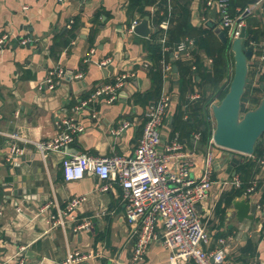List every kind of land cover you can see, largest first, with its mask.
Returning a JSON list of instances; mask_svg holds the SVG:
<instances>
[{"label": "crops", "instance_id": "crops-1", "mask_svg": "<svg viewBox=\"0 0 264 264\" xmlns=\"http://www.w3.org/2000/svg\"><path fill=\"white\" fill-rule=\"evenodd\" d=\"M131 1L0 0V38L8 37L0 49V264H16L23 248L21 257L26 264H62L73 251L95 256L81 264H130L137 235L127 219L121 186L114 183L113 190L104 193L99 191L100 180L95 176L67 182L63 162L65 156L74 155H135L147 122V108L154 102L153 95L148 96L155 87L150 75L148 42L156 32L155 25L161 22L163 8L167 9L165 19L171 17L173 23V10L179 6L190 10L193 33L181 41L188 43L181 59L175 60L176 49L172 50L171 60L167 59L172 70L166 79L161 71V93H169L171 106L159 150L166 152V146L178 134L183 150L195 163L190 173L193 179L201 175L211 150L215 157V184L209 200L198 205L211 234L204 249L212 252L219 239L233 238L231 260L235 264H264V156L235 154L239 162L230 168L231 157L220 147L197 140L195 126L186 123L175 131L174 118L179 109L184 120L196 121L202 113L214 125L212 106L219 103L221 92L229 87L233 77L231 51L220 63L225 71L219 83L201 79L203 70L213 74L218 63L198 47L193 36L203 30L210 34L209 31L222 28L217 9L208 6L210 0H156L145 8L148 16H143L141 10L131 8ZM236 1L241 3L237 8L241 11L242 5L253 0ZM249 7L255 8L245 19L246 26L255 31L257 38L253 41L257 46L253 48L248 87L256 89L255 97L260 102L264 96L260 88L264 83V0L251 2ZM146 18L152 29L149 38L130 31L135 21L140 24ZM23 40L26 45L21 44ZM102 62H108L107 66L100 67ZM197 62L201 64L200 71ZM177 63L189 73L185 74L186 69L181 72ZM59 69L65 72L60 85L54 91L41 90V82ZM128 73L134 77L119 90L114 103L101 97L78 109L99 85L114 83ZM254 104L252 108L258 106ZM71 119H76L84 130L67 154L42 158L34 142L52 139L56 124ZM126 123L129 126L123 128ZM16 133L23 141L11 139L10 135ZM14 144L24 149V155L9 162L7 157ZM248 161L253 163V172L244 176L240 169ZM237 180L238 187L234 185ZM226 181L229 184L224 186ZM249 190L252 192L248 195ZM78 197L85 200L67 217L66 228L53 227L50 216L67 210L71 200ZM230 197L231 203L227 202ZM239 200L256 206L253 219H238L233 203ZM49 202L53 206L42 212ZM84 220L90 221V227L78 230ZM170 254L161 242H154L141 264H169ZM187 264L196 263L191 260Z\"/></svg>", "mask_w": 264, "mask_h": 264}, {"label": "built area", "instance_id": "built-area-1", "mask_svg": "<svg viewBox=\"0 0 264 264\" xmlns=\"http://www.w3.org/2000/svg\"><path fill=\"white\" fill-rule=\"evenodd\" d=\"M208 6L217 9L221 27L227 31L228 38L232 42L240 37L242 28L246 26V17L255 8L248 7L239 16L233 18L228 12L227 0H210ZM138 24L139 22L135 21L130 31L134 32V28ZM170 26L171 17L164 19L160 25L164 31L162 39L164 52L169 49L165 44ZM247 40L248 37L246 42ZM7 42V36L1 37L0 49ZM21 44L26 45L27 41L23 40ZM248 45L251 48L257 46L252 40L248 41ZM187 49V42L178 43L173 58L181 59L187 53ZM107 64L108 62H102L99 65L106 67ZM171 70L172 63L164 57L161 61L163 78L166 79ZM132 77L134 74L128 73L118 77L114 83L99 85L94 95L87 101H82L78 109L88 107L101 97L109 104L114 103L118 98L119 90ZM64 79L65 72L59 69L50 73L41 82L40 89L54 91ZM170 106L171 97L167 91H163L159 98L147 108L144 132L135 155L131 158L87 155H74L66 158L69 146L84 130V127L76 119L58 122L56 135L52 139L34 142V145L44 159L51 154L65 156L63 170L67 182L78 181L86 176H95L100 180L99 191L104 193L113 190L114 183L121 186L127 219L134 235H137L130 264H141L150 245L154 242H161L170 250L169 264H187L191 260L196 264H235L231 260L233 238L219 239L218 247L212 252L204 249L205 245L211 241V234L198 210V205H203L209 200L215 184L214 154L211 150L207 152L201 175L193 179L190 173L195 163L191 160L190 155L183 150L178 134L172 144L166 146V152L159 150L163 143L162 128L169 116ZM128 126L129 124L126 123L123 128ZM10 137L15 141H23L18 133L10 135ZM196 139H201V133L196 134ZM211 145L216 146L213 138L210 139ZM23 155L24 149L14 144L10 148L7 159L9 162H13ZM227 184L229 182L226 181L224 186ZM234 185L240 186V181H235ZM251 192L249 190L248 195ZM84 200V197L74 198L68 204L67 210H58V216L51 215L50 221L53 227L65 229L67 217L72 216V213ZM51 206H53L52 202H49L41 211L46 212ZM259 208L260 205L257 206V209ZM90 225L89 220H84L77 229H88ZM24 250L25 248L21 249L17 254L16 264H26L25 259L21 257ZM93 258L95 256L92 254L73 251L68 253L62 264H81Z\"/></svg>", "mask_w": 264, "mask_h": 264}, {"label": "trees", "instance_id": "trees-1", "mask_svg": "<svg viewBox=\"0 0 264 264\" xmlns=\"http://www.w3.org/2000/svg\"><path fill=\"white\" fill-rule=\"evenodd\" d=\"M228 1V12L231 17L236 18L240 15L242 11H244L247 7L250 6L251 2H255L257 0L248 1L246 4L242 5L241 11H237L239 4H241L238 1L234 0H227ZM156 0H132L131 1V8L132 9H139L143 13V16H148V13L145 11L146 7L151 6L155 4ZM162 8V7H161ZM163 16L160 18L161 22H158L155 25L156 32L152 35V38L148 42V57L151 61L152 67L150 68V75L153 80V84L155 85L153 91L149 95H153L154 101H156L159 96L161 95V87H162V74H161V61L165 57L166 59L171 60V54L172 50L174 48L176 49V46L178 43H180L186 36H192L193 29L190 24L191 20V12L186 7H175V10H173V23L171 22V27L167 32L168 39L166 41V46L169 48L167 52L163 51V43L162 39L164 36V31L160 28V25L162 21L167 16V9L163 8ZM159 14V11L155 13V16ZM206 30H203L201 34L197 36H193L196 38V43L199 48L205 50L208 55L216 58V62L218 63V67H214V72L209 73L207 70H203V73L201 74V79L208 82H214L213 84H217L220 82L224 75L225 67L222 66L220 63H224L225 56L227 52H231V46L229 44L224 45L220 42L218 36L213 33L212 31H209L210 34L205 33ZM226 31V30H225ZM227 33V31H226ZM248 40H254L255 37L257 38L255 31L252 29L248 30ZM178 62V61H177ZM178 68L180 71H185L186 73H189V70L182 66L180 63H177ZM197 71L202 70L201 64L197 62ZM215 66V65H214ZM184 79V77H183ZM228 92V87L221 92L220 95V101L225 97V95ZM256 89L252 86H249L244 97H243V112H246L248 110L253 109L251 107L252 103H255L256 106L258 105L259 101L257 100L256 96ZM219 101V102H220ZM254 104V105H255ZM255 106V107H256ZM198 114V113H197ZM174 118V124H175V131L177 128L184 126L186 123L191 126H195L198 130V133H201V141L204 144L210 143V139L213 135V130L215 128V124L213 125L210 120H208V117L206 114L200 113L197 115L198 119L196 121H193V119L184 120V116L182 114V111L179 109L177 113L175 114ZM178 126V127H177ZM179 133V132H178ZM256 154L259 157L264 156V135L261 137V139L258 141L256 145ZM241 173L246 175H251L253 172V163L251 161H248L243 167H241ZM243 183V182H242ZM245 183V180H244ZM249 184V182H248ZM232 198L230 197L227 199V202L231 203Z\"/></svg>", "mask_w": 264, "mask_h": 264}, {"label": "water", "instance_id": "water-1", "mask_svg": "<svg viewBox=\"0 0 264 264\" xmlns=\"http://www.w3.org/2000/svg\"><path fill=\"white\" fill-rule=\"evenodd\" d=\"M216 24L212 25L215 28ZM134 32L143 38H149L152 29L149 18L144 19L134 28ZM221 42L229 44L233 53L234 73L225 97L212 106L215 128L212 138L216 146L225 150L231 157L230 168L239 161L235 154L252 156L256 154V145L264 135V96L254 109L243 112V97L248 89L250 62L254 56V49L246 43L247 27L242 28L238 39L233 42L222 28H216ZM177 66H174L176 69ZM260 88L264 92V83ZM237 217L240 221L253 219L256 206H251L246 200L234 201Z\"/></svg>", "mask_w": 264, "mask_h": 264}]
</instances>
